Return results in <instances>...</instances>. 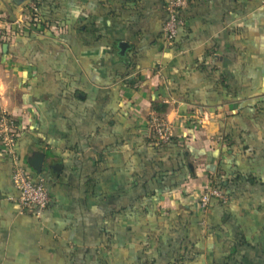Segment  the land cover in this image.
<instances>
[{
	"label": "crops",
	"instance_id": "obj_1",
	"mask_svg": "<svg viewBox=\"0 0 264 264\" xmlns=\"http://www.w3.org/2000/svg\"><path fill=\"white\" fill-rule=\"evenodd\" d=\"M163 4L0 0V108L50 197L22 208L0 150V264H264V0H190L171 47Z\"/></svg>",
	"mask_w": 264,
	"mask_h": 264
},
{
	"label": "built area",
	"instance_id": "obj_2",
	"mask_svg": "<svg viewBox=\"0 0 264 264\" xmlns=\"http://www.w3.org/2000/svg\"><path fill=\"white\" fill-rule=\"evenodd\" d=\"M186 0H164L163 10L165 21L162 24L161 33L164 44L171 47L178 35V30L183 26L179 17V11L186 6ZM33 12L37 10L32 5ZM147 127L153 140L159 145H168L172 138L171 125L155 113H149ZM20 127L16 120L0 108V150L12 161L11 183L18 192V204L22 208L32 209L36 216L49 206L50 197L45 186L35 183L29 173L21 165L16 153V142L19 138ZM217 200L222 203L227 201V196L217 179H213L207 189L197 199V209L205 213L209 202Z\"/></svg>",
	"mask_w": 264,
	"mask_h": 264
},
{
	"label": "trees",
	"instance_id": "obj_3",
	"mask_svg": "<svg viewBox=\"0 0 264 264\" xmlns=\"http://www.w3.org/2000/svg\"><path fill=\"white\" fill-rule=\"evenodd\" d=\"M189 1L190 0H186V2H187V5H188V3H189ZM35 7V9H36V6H34ZM37 10V9H36ZM182 10V9H181ZM180 10V11H181ZM180 11H179V13H180ZM165 14V13H164ZM164 21H165V19H164ZM180 29V28H179ZM178 32H179V30H178ZM172 142V139L170 140V143ZM169 143V144H170ZM168 144V145H169ZM168 145H164V146H168ZM162 146V145H161ZM241 178H242V174H240V173H238V172H234V173H232V179H223V181L222 182H220V186H221V188L223 189V190H226V188H229V187H231L233 184H237L240 180H241ZM245 181L249 184V185H256L258 182L256 181V179L254 178V177H252V176H248V177H246V179H245ZM225 183V185H223ZM226 195H227V193H226ZM184 258L182 257V256H180V255H177L175 258H174V260H173V262H171L170 264H183L184 263Z\"/></svg>",
	"mask_w": 264,
	"mask_h": 264
},
{
	"label": "water",
	"instance_id": "obj_4",
	"mask_svg": "<svg viewBox=\"0 0 264 264\" xmlns=\"http://www.w3.org/2000/svg\"><path fill=\"white\" fill-rule=\"evenodd\" d=\"M118 48L120 49V51H123V49H124L123 43H120L118 45ZM3 49H5V46L3 47ZM32 157L33 158L27 160V165L34 172H36L37 174L40 175L41 171H42V165H43L44 156L42 154L35 153Z\"/></svg>",
	"mask_w": 264,
	"mask_h": 264
}]
</instances>
